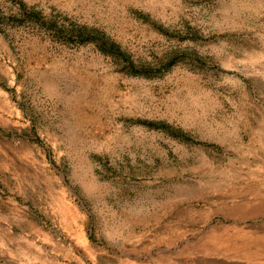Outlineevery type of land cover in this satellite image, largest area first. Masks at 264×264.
Masks as SVG:
<instances>
[{
	"label": "rangeland",
	"instance_id": "374dc122",
	"mask_svg": "<svg viewBox=\"0 0 264 264\" xmlns=\"http://www.w3.org/2000/svg\"><path fill=\"white\" fill-rule=\"evenodd\" d=\"M0 264H264V0H0Z\"/></svg>",
	"mask_w": 264,
	"mask_h": 264
}]
</instances>
